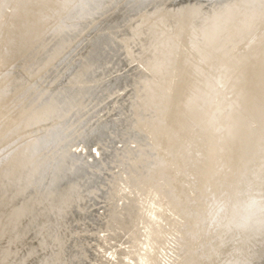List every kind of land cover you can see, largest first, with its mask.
Instances as JSON below:
<instances>
[{
    "label": "bare ground",
    "instance_id": "1",
    "mask_svg": "<svg viewBox=\"0 0 264 264\" xmlns=\"http://www.w3.org/2000/svg\"><path fill=\"white\" fill-rule=\"evenodd\" d=\"M0 264H264V0H0Z\"/></svg>",
    "mask_w": 264,
    "mask_h": 264
}]
</instances>
